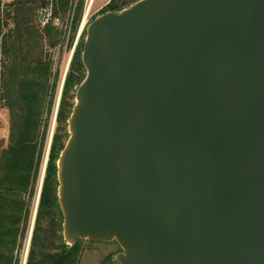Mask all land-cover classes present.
Instances as JSON below:
<instances>
[{
  "label": "water",
  "instance_id": "1",
  "mask_svg": "<svg viewBox=\"0 0 264 264\" xmlns=\"http://www.w3.org/2000/svg\"><path fill=\"white\" fill-rule=\"evenodd\" d=\"M85 33L56 162L64 245L264 264V0H139Z\"/></svg>",
  "mask_w": 264,
  "mask_h": 264
},
{
  "label": "trees",
  "instance_id": "2",
  "mask_svg": "<svg viewBox=\"0 0 264 264\" xmlns=\"http://www.w3.org/2000/svg\"><path fill=\"white\" fill-rule=\"evenodd\" d=\"M68 1L55 0L54 4L65 14ZM44 3L14 0L0 8V104L8 110L11 125L8 147L0 153V264H17L14 252L20 247L21 225L28 213L25 197L38 189L35 186L48 141V125L44 122L42 126V115L44 108L48 112L53 109L57 89L56 83L50 82L48 50L63 41V32L52 25L38 28L35 10ZM125 5L113 0L103 11L120 12ZM82 10L83 0L76 10L75 28ZM82 44L83 40L76 46L65 77L26 264H79L82 253L79 242L72 248L63 243L56 178V162L68 137L66 121L73 107L74 87L85 76Z\"/></svg>",
  "mask_w": 264,
  "mask_h": 264
},
{
  "label": "rangeland",
  "instance_id": "3",
  "mask_svg": "<svg viewBox=\"0 0 264 264\" xmlns=\"http://www.w3.org/2000/svg\"><path fill=\"white\" fill-rule=\"evenodd\" d=\"M119 1H122L126 4L123 9L128 8L129 6L134 4V3H131L134 0H119ZM80 2L81 0H69L68 10L66 11L65 14H63L60 11L58 4H54V15L56 19L58 20V24H59L55 28L63 32V41L60 42L54 49L48 50L49 59L52 62V67H51L52 77H51L50 82L51 83L55 82L57 85L56 86L57 89H55V94L52 97V99L54 100L53 109L48 112L47 108H44V113L42 115V122H43L42 126L44 125V122H47V125H48L47 138H46V140L48 141H47L46 148H45V154L48 152V149H49L48 145L51 139L50 136L52 135L55 129V123H56V117H57V115H55V112L57 108V101H58L63 77H64L65 72L67 71L68 61L70 59L72 52L74 54L76 46L78 45L79 41L83 40V44H84V39L86 36V33H85L86 29H85L77 45L74 47V41L78 33L80 23H78L76 28L73 27V22L75 19L76 12L73 17H72V12H73V7L75 5H76V10H77V7ZM107 3H108V0H95L94 1V4L92 5L90 12H89L90 23L98 16L106 13L103 11V9ZM85 4H86V0H83V7L85 6ZM82 13H81V16H82ZM10 126H11L10 116H9L8 110L2 104H0V153L8 147L9 138H10ZM52 129H53V132H52ZM42 130L43 128L41 129V132ZM42 175H43V165H42V169L40 173V179ZM37 186L38 184L35 186L36 189H37ZM38 191H39V188L36 190V192L32 196H30V198L28 196L25 197L27 207H28V213L26 215L24 223L21 225L22 237L18 240L20 247L14 252V257L17 261V264H24V263L26 264V261H27V256H28L29 246H30V241H31V236H32V234L31 236L29 234H30L35 206L38 200ZM78 246L82 250L79 264H118L117 262H115L114 257L118 253L121 252V249L117 245L116 242L93 243V242H89L86 240H82V241H79Z\"/></svg>",
  "mask_w": 264,
  "mask_h": 264
},
{
  "label": "built area",
  "instance_id": "4",
  "mask_svg": "<svg viewBox=\"0 0 264 264\" xmlns=\"http://www.w3.org/2000/svg\"><path fill=\"white\" fill-rule=\"evenodd\" d=\"M54 1L55 0H44V5L36 8L35 10V20L38 28L40 30L45 29L47 26L52 25L53 27H57L58 20L54 16ZM95 0H86V4L83 7V13L79 20V30L75 37L74 41V47L77 45L80 37L82 36L84 30L87 28V26L90 23V17L89 12L94 4ZM14 0H0V8L1 10L4 8V6L13 3ZM76 12V5L73 7L72 17L74 16Z\"/></svg>",
  "mask_w": 264,
  "mask_h": 264
},
{
  "label": "flooded vegetation",
  "instance_id": "5",
  "mask_svg": "<svg viewBox=\"0 0 264 264\" xmlns=\"http://www.w3.org/2000/svg\"><path fill=\"white\" fill-rule=\"evenodd\" d=\"M111 1H113V0H108V3L106 5H108ZM115 1H118L119 3H122V1H119V0H115ZM106 5H105V7H106ZM52 137H53V134L50 136L51 141H52ZM50 145H51V143H50ZM49 150H50V146H49L48 152L44 155V159H43V163H42V165H43V175H42L43 179H44V175H45L46 165H47V162H48ZM40 181H41V179L39 180L38 188H39V185H40Z\"/></svg>",
  "mask_w": 264,
  "mask_h": 264
}]
</instances>
